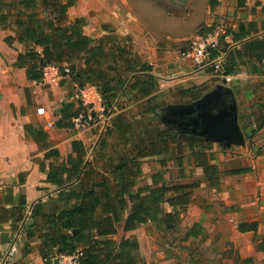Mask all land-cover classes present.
I'll return each instance as SVG.
<instances>
[{
	"label": "crops",
	"instance_id": "crops-1",
	"mask_svg": "<svg viewBox=\"0 0 264 264\" xmlns=\"http://www.w3.org/2000/svg\"><path fill=\"white\" fill-rule=\"evenodd\" d=\"M202 4L206 8V20L211 21L207 28H223L229 32L225 38L228 52L233 48L241 49L236 61L237 76L226 84L236 97L238 119L246 145H224L213 140L192 139L177 134L168 126L170 123L160 117L165 106L159 103L165 99L167 92H171L173 97L182 96L181 88L206 85L208 89L202 91L197 100L222 81L216 78L211 68L197 67L186 54L174 59L162 57L159 51H155L159 45L142 36L140 31H134L129 22L124 24L120 18H108L102 14L95 16V22L85 0H77L69 7V17H85L87 23L84 32L96 40L117 34L122 46L134 52L141 61L151 64L153 69L150 72H124L127 82L113 100L110 107L112 117L106 127L80 131L72 126H58L56 121L60 117L59 111L65 102L73 101L70 96L76 89V82L69 77L59 85L45 86L28 78L25 67L13 65L18 53L26 50L25 43L16 38L10 45L6 37L16 36L14 24L9 22L0 25V264H46L40 253V231L28 237V231L34 230L32 225H36L40 219L39 215L33 214V207L43 202L44 210L52 211L60 201L61 190L71 185L58 186L47 180V170H42L40 163H48L50 159L45 158L46 149L41 148L26 132V124L47 132L50 147L60 151L56 159L59 161L72 152L73 140H81L87 150L86 158L94 163L99 177H110L111 173L104 168L110 155L116 159L118 155L127 153L132 145L124 142L116 124L131 125V129L141 132L142 136V128H146L147 124H166L161 128L176 133L180 142L175 141L161 153L140 157L142 174L135 177L132 190L146 185L155 186L153 175L164 170V180L160 182L195 184L189 188L190 200L176 206L180 210L179 218L175 222L170 221L171 226L148 221L125 229V215L117 223L113 237L137 239L138 254L150 264H177L173 259L177 255L172 251L173 243L168 237L177 230L182 234V245H190L186 249L190 258L184 264H203L199 254L201 251L197 247L204 239L207 243V264H264V126L253 133L257 128L256 120L264 112V58L258 60L255 55L247 54L244 47L247 41L264 38V0H218L213 7L210 0H202ZM218 22L225 23L226 27L218 26ZM104 24L109 25V28L104 29ZM240 25L244 26L243 31L247 35L235 38L234 33H240ZM131 39L132 44L129 41ZM111 47V43L106 44L107 50ZM146 73L157 78L158 88L150 95L143 96L138 88H132L129 84L135 75L144 76ZM73 103L78 105L75 101ZM41 107L44 108L43 112L39 111ZM50 121H53V125H49ZM242 124H249L250 131L247 125L244 127ZM108 128L113 129L109 134L106 131ZM248 134L251 136L248 137ZM136 135L128 132L127 138ZM138 138H141L140 134ZM250 139L251 142H248ZM216 144L224 148L222 156H219ZM234 146L237 147L236 154L231 156L233 151L230 148ZM258 150L263 152L259 153ZM201 151H205L209 162L217 166L213 178L208 177L204 166L198 163L197 155ZM219 159H227L228 166L221 168ZM237 168L247 170L232 171ZM111 182V188L115 189V180ZM23 200L25 203H22ZM23 204L24 216L14 228L15 215L19 214L17 211ZM131 205L129 201L128 209ZM162 206L167 210L175 209L167 201L162 202ZM245 223H257V230H240L238 226ZM156 235L162 241L155 238ZM27 242L29 245L26 246ZM12 248H15V252L10 255Z\"/></svg>",
	"mask_w": 264,
	"mask_h": 264
},
{
	"label": "trees",
	"instance_id": "trees-1",
	"mask_svg": "<svg viewBox=\"0 0 264 264\" xmlns=\"http://www.w3.org/2000/svg\"><path fill=\"white\" fill-rule=\"evenodd\" d=\"M76 2L77 0H0V25L9 22L14 24L16 36L6 37L10 45H13L16 38L25 43L26 50L18 53L17 61L13 65L25 67L28 78L39 80L42 64H67L71 69V78L80 86L96 85L104 93L106 104L110 108L127 82L124 72H150L153 67L141 61L126 46H122L117 34H109L107 39L101 37L97 40L86 34V18L77 16L71 19L68 14L69 7ZM217 3L218 0H210L212 7ZM108 28L109 25L104 24V29ZM243 28L244 26L240 25V33H234L235 38L246 37L247 32L243 31ZM212 30L211 27L205 28L202 34ZM227 33L229 32L226 31L222 36L218 48L210 49V56L216 57L220 51H225L223 69L225 73H236V61L241 49L233 48L228 52L225 40ZM108 43L112 46L110 50L106 48ZM244 47L247 54L255 55L258 60L264 58V38L247 41ZM139 76H134L130 87L138 88L143 96L157 90L158 81L153 74ZM203 88L194 85L181 88L180 91L182 97L190 96L196 99L201 95ZM80 107L73 101L65 102L59 111L60 117L56 124L72 126V117L79 112ZM256 125L253 133L264 126V112L256 120ZM116 128L124 142L132 145L127 153L118 155L116 159L110 155L104 168L111 175L99 177L94 163L86 158L87 150L81 140H73L72 152L63 161H59L56 159L60 156V151L56 147H50L47 132L32 124L25 125L26 132L41 148L46 149L45 158L50 159L48 163H40L41 169L47 170V180L58 186L71 183L68 188L61 190L60 201L52 211L44 210L43 202H38L33 207V214L39 215L40 219L36 225H32L34 230L28 231V237H33L37 230L40 231V253L46 264H51L54 258L62 254L74 253L79 254V264H150L138 254L137 239L113 237L117 231V223L126 215L125 229L148 221L171 226L170 221L175 222L179 218L180 210L176 206L189 202V188L195 184L160 182L164 180V170H159L153 175L155 186L146 185L136 191L132 190L135 177L142 174L139 158L155 152L161 153L168 150L175 141L180 142V138L175 136L176 133L162 129L158 124H147L146 128H142L144 136L141 132L131 129L128 124H116ZM112 130L108 128L106 131L109 134ZM128 132L137 135L127 138ZM139 134L141 138H138ZM197 160L204 166L206 175L213 178L217 166L209 162L205 151L197 155ZM245 170L247 169L237 168L232 171ZM112 179L115 180V189L111 188ZM129 201L132 204L130 209ZM165 201L175 209H165L162 206ZM24 205H20L17 211L19 214L15 215L14 228L17 221L24 216ZM257 226V223H245L238 227L245 231L257 230ZM255 238L257 239V234Z\"/></svg>",
	"mask_w": 264,
	"mask_h": 264
},
{
	"label": "rangeland",
	"instance_id": "rangeland-1",
	"mask_svg": "<svg viewBox=\"0 0 264 264\" xmlns=\"http://www.w3.org/2000/svg\"><path fill=\"white\" fill-rule=\"evenodd\" d=\"M85 2L91 18L95 22L97 21L95 16H100V14L105 15L108 18L111 16L120 18L124 24L129 22V25H132L134 31H140L142 36L154 40L155 44L157 43L159 45L155 47V51H159L162 57L168 56L173 59L177 57L179 58V56H185V51L191 40L198 34L202 33L203 30L207 28L209 22H211L206 20L207 14L204 11L206 8L203 7L202 0H85ZM180 4L181 7L179 6ZM196 4L198 5L196 6L197 10L194 7ZM88 17L90 18L89 15ZM217 25H223L226 27L223 22H218ZM129 41H131L132 44V39ZM207 85L209 86L210 84ZM203 86L205 87L203 88L204 92L208 87L206 85ZM73 90H75V88ZM170 94L171 92H167L165 99L159 102L161 106L166 107L171 103L195 100V98H191L190 96L173 97ZM165 107L163 108V111L165 110ZM158 125L160 127L166 126V124ZM242 125L244 127L247 125L246 128L250 131L249 124ZM249 136L251 135L248 134V137ZM248 142H251V139ZM215 146H217V152L220 154L219 156H222L224 148L218 144ZM230 149L233 151L231 152V156H234L237 147L234 146ZM226 161L227 159L218 160L219 164L221 163V168H224L225 165L228 166ZM169 235V240L173 243L172 251L177 255V257L173 258L174 261L177 264L188 263L190 253L186 249H189L190 245L186 243L182 245V234L179 230L172 232ZM168 237H166L167 240ZM155 238H159V235H156ZM159 239L162 241V238ZM153 241L156 242L154 239ZM158 247L159 246L157 245L156 248ZM197 250L201 251L199 254L203 264H207V243L205 239L200 241ZM184 254H187V256H184Z\"/></svg>",
	"mask_w": 264,
	"mask_h": 264
},
{
	"label": "built area",
	"instance_id": "built-area-1",
	"mask_svg": "<svg viewBox=\"0 0 264 264\" xmlns=\"http://www.w3.org/2000/svg\"><path fill=\"white\" fill-rule=\"evenodd\" d=\"M225 32L226 30L223 28H216L205 34H198L191 40L185 54L192 58L197 67L213 68L216 78L230 82L236 78L237 74L225 73L223 69L225 51H220L216 57L210 56V49L220 46ZM41 71V78L35 80V82L44 85H59L64 79L71 77V69L67 64L45 63L42 64ZM70 99L81 106L79 112L72 117V127L74 129L85 131L108 125L112 112L106 104L104 93L96 85L87 84L80 86L76 83V89L72 92ZM39 111L43 112L44 108H39ZM49 125H53V121H50ZM14 252L15 248H12L9 254L12 255ZM58 258V264H79L78 253L71 255L62 254ZM51 264H55L54 260Z\"/></svg>",
	"mask_w": 264,
	"mask_h": 264
},
{
	"label": "water",
	"instance_id": "water-1",
	"mask_svg": "<svg viewBox=\"0 0 264 264\" xmlns=\"http://www.w3.org/2000/svg\"><path fill=\"white\" fill-rule=\"evenodd\" d=\"M226 82L223 79L213 89L193 102L173 103L167 105L165 109L169 113L180 115L183 118L190 116L191 120L187 122L193 125L204 124L205 127L199 131V134L203 135L206 140L218 141L224 145H246V138L238 119L236 97ZM224 92L233 96L234 105H231V111L214 106L226 103L227 98ZM210 105L218 109L212 111L211 108H208ZM162 120L167 122L163 117ZM54 263H59L58 257L54 259Z\"/></svg>",
	"mask_w": 264,
	"mask_h": 264
},
{
	"label": "flooded vegetation",
	"instance_id": "flooded-vegetation-1",
	"mask_svg": "<svg viewBox=\"0 0 264 264\" xmlns=\"http://www.w3.org/2000/svg\"><path fill=\"white\" fill-rule=\"evenodd\" d=\"M225 97L227 98V100L225 101L226 103H221L218 105H214V106H218V108H222V109H228L231 111L232 106L234 105V100H233V96L231 94H226L224 92ZM214 106L210 105L208 108H211L212 111L213 110H217L218 108H214ZM160 117L162 119V117L164 118V120L167 121L168 126H171V128H173L177 134L181 135V136H185V137H189L192 139H205V137L203 135L199 134V131H201L202 129H204V124H197V125H193L191 123H188L187 121L191 120L190 116H186V117H180V115H176V114H172L169 113L168 110H164L160 113ZM183 120H185L186 122H184Z\"/></svg>",
	"mask_w": 264,
	"mask_h": 264
}]
</instances>
